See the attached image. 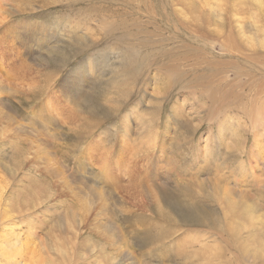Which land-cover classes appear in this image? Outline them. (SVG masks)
Returning <instances> with one entry per match:
<instances>
[{
  "label": "rangeland",
  "instance_id": "rangeland-1",
  "mask_svg": "<svg viewBox=\"0 0 264 264\" xmlns=\"http://www.w3.org/2000/svg\"><path fill=\"white\" fill-rule=\"evenodd\" d=\"M0 100V264H264V0H0Z\"/></svg>",
  "mask_w": 264,
  "mask_h": 264
},
{
  "label": "bare ground",
  "instance_id": "bare-ground-1",
  "mask_svg": "<svg viewBox=\"0 0 264 264\" xmlns=\"http://www.w3.org/2000/svg\"><path fill=\"white\" fill-rule=\"evenodd\" d=\"M1 101V100H0ZM16 118V117H15ZM14 118V119H15ZM170 176V175H169ZM1 180H0V200H1V197L3 196V194H4V186L3 185H1ZM2 187V188H1ZM101 195V194H100ZM90 197V196H89Z\"/></svg>",
  "mask_w": 264,
  "mask_h": 264
}]
</instances>
